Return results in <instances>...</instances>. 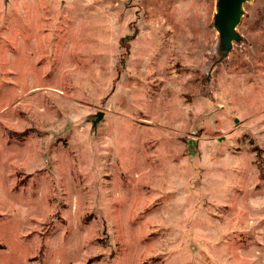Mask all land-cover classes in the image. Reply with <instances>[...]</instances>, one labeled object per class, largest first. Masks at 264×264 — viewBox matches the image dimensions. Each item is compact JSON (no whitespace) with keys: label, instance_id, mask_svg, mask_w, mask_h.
<instances>
[{"label":"rangeland","instance_id":"374dc122","mask_svg":"<svg viewBox=\"0 0 264 264\" xmlns=\"http://www.w3.org/2000/svg\"><path fill=\"white\" fill-rule=\"evenodd\" d=\"M217 1L0 0V264H264V0L223 59Z\"/></svg>","mask_w":264,"mask_h":264},{"label":"water","instance_id":"95a60500","mask_svg":"<svg viewBox=\"0 0 264 264\" xmlns=\"http://www.w3.org/2000/svg\"><path fill=\"white\" fill-rule=\"evenodd\" d=\"M253 0H218L214 17V28L219 34V53L223 59L232 50L235 42L242 40L237 28L244 15V5ZM102 118V113L96 115L93 128Z\"/></svg>","mask_w":264,"mask_h":264}]
</instances>
